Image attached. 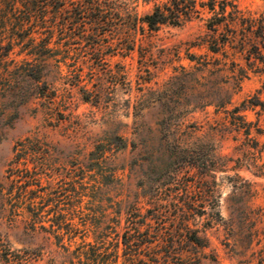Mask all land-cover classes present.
Listing matches in <instances>:
<instances>
[{
	"label": "rangeland",
	"instance_id": "obj_1",
	"mask_svg": "<svg viewBox=\"0 0 264 264\" xmlns=\"http://www.w3.org/2000/svg\"><path fill=\"white\" fill-rule=\"evenodd\" d=\"M236 2L245 11L264 12V0ZM133 5L143 15L154 2L138 0ZM204 33L203 18L165 24L156 31L146 27L143 33L138 31L141 44L131 51L106 42L102 60L94 58L96 51L85 41L77 49H84L77 64L83 68L81 79L66 64L64 74L52 72L50 79L57 88L54 103L45 96L21 103L11 92L6 95L7 107H0V264H21L19 258L24 256L29 257L28 264H84L86 257H79V246L99 241L92 222L110 227L102 248L109 264H217L213 258L219 264H259L264 256V174L248 168L240 169V176L233 170L217 171L220 218L210 221L190 209L199 208L197 195L185 186L198 177L196 167L133 149L131 143L125 150L109 144L108 158L100 163L95 158L99 144H108L114 131L132 136L139 108L144 114L139 121L153 124L154 113L161 107H194L189 100L192 95L179 98L175 91L168 97L169 91L165 96L163 84L175 66L192 65L188 51H206L204 45L191 44L201 42ZM262 79L260 74L245 79L234 103L254 93ZM207 107L190 113L188 121L213 120L214 106ZM258 107L245 111L248 119L257 118ZM28 136L33 141L24 151L20 143ZM157 140L156 146L163 148V139ZM231 149L232 141H226L224 151ZM74 181L77 196L71 191ZM25 190L29 196L46 198L34 199L45 202L37 223L28 208L33 200L21 195ZM60 201L65 213L75 204L83 211L72 219L79 231L70 252L58 245V226L53 225L54 208ZM245 214L250 217L247 221ZM129 219L135 222L134 228ZM118 220L121 225L115 231ZM127 226L135 239L130 247L123 243ZM188 227L197 231L207 247L190 240ZM147 231L151 242H138ZM60 234L69 245L72 235L66 229Z\"/></svg>",
	"mask_w": 264,
	"mask_h": 264
},
{
	"label": "trees",
	"instance_id": "obj_2",
	"mask_svg": "<svg viewBox=\"0 0 264 264\" xmlns=\"http://www.w3.org/2000/svg\"><path fill=\"white\" fill-rule=\"evenodd\" d=\"M135 1L138 0H0V107H7L5 98L9 92L21 98V103L34 96H45L54 103L57 88L50 76L54 71L64 74L66 64L81 79L83 68H78L77 64L84 49H77L85 41L96 51L94 58L102 60L106 42L131 51L142 42L139 30L143 33L147 27L156 31L165 24L182 25L193 18H203L205 33L200 37L201 42L191 44L204 45L206 51L199 54L188 51L187 58L192 65L175 66L163 84L165 96L169 91L172 93L168 97H173L175 91L179 98L190 94L193 99L189 100L194 102V107H161L154 113L153 124L143 119L139 121L144 116L139 108L135 113L132 136L114 131L108 144H99L95 158L99 163L105 161L111 144L125 150L131 143L133 149L152 156L167 155L181 162L182 166L196 167L198 177L193 183L187 181L185 186L187 192L194 191L197 195L199 208L190 209L194 215H207L210 221H216L220 218L217 171L233 170L240 176L239 170L248 168L264 174V141L261 140L264 135V12L245 11L236 0H143L153 1L154 5L150 11L139 15L133 5ZM205 13L208 16L205 17ZM252 74L263 76L260 86L241 103L235 104L234 95ZM209 105L214 106L213 120L188 121L190 113L206 110ZM257 106V118L248 119L245 111ZM160 137L165 144L163 148L156 146ZM36 139L41 141L39 137ZM32 141L28 136L20 143L21 148L28 151ZM226 141H232L230 152L224 151ZM112 174L115 175V171ZM75 182H72L71 191L77 196L80 192ZM21 195L25 198L30 193L25 190ZM37 197L46 200L35 193L29 196L33 201L28 208L35 223L41 218L45 206L43 201L36 203L34 199ZM77 207L72 205L65 213L60 201L54 208L57 217L53 225L58 226L55 231L58 245L66 252H70L79 231L72 221L78 213L83 214ZM243 218L245 221L250 219L248 214ZM120 221L116 222L115 231L121 225ZM128 221L134 228L135 222ZM92 225L95 233H100L99 241L95 244L84 241L78 248L79 257H86L84 264H109L103 257L106 252L102 248L110 236V227L103 228L94 222ZM130 226L124 233L126 247L135 241ZM63 229L72 235L69 245L60 234ZM188 229L192 232L190 240L207 247L197 231ZM144 235L141 241H137L150 243L149 232ZM19 259L21 264L29 262L28 256ZM213 260L219 264L217 258ZM259 264H264V256Z\"/></svg>",
	"mask_w": 264,
	"mask_h": 264
}]
</instances>
